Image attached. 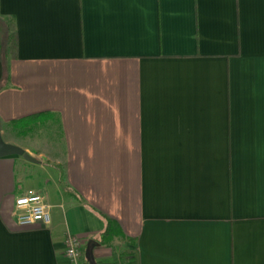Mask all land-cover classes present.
<instances>
[{
	"label": "crops",
	"instance_id": "1",
	"mask_svg": "<svg viewBox=\"0 0 264 264\" xmlns=\"http://www.w3.org/2000/svg\"><path fill=\"white\" fill-rule=\"evenodd\" d=\"M0 122V264H264V0H0Z\"/></svg>",
	"mask_w": 264,
	"mask_h": 264
},
{
	"label": "built area",
	"instance_id": "2",
	"mask_svg": "<svg viewBox=\"0 0 264 264\" xmlns=\"http://www.w3.org/2000/svg\"><path fill=\"white\" fill-rule=\"evenodd\" d=\"M51 206L42 195H30L17 199L15 214L20 226L49 225ZM83 241L68 235L65 240V258L69 264H86L83 259Z\"/></svg>",
	"mask_w": 264,
	"mask_h": 264
},
{
	"label": "water",
	"instance_id": "3",
	"mask_svg": "<svg viewBox=\"0 0 264 264\" xmlns=\"http://www.w3.org/2000/svg\"><path fill=\"white\" fill-rule=\"evenodd\" d=\"M9 156L23 157L28 162L36 163L35 160L21 148L4 142L1 135V122H0V158L9 157Z\"/></svg>",
	"mask_w": 264,
	"mask_h": 264
},
{
	"label": "trees",
	"instance_id": "4",
	"mask_svg": "<svg viewBox=\"0 0 264 264\" xmlns=\"http://www.w3.org/2000/svg\"><path fill=\"white\" fill-rule=\"evenodd\" d=\"M40 116H42V115H37L35 117H31V118L25 119V120H23L21 122L36 120ZM116 230H117V227L113 223H109L108 226H107V229H106L105 233L103 234V240L105 242L110 241L114 235H116V234L119 233V231L117 232Z\"/></svg>",
	"mask_w": 264,
	"mask_h": 264
},
{
	"label": "rangeland",
	"instance_id": "5",
	"mask_svg": "<svg viewBox=\"0 0 264 264\" xmlns=\"http://www.w3.org/2000/svg\"><path fill=\"white\" fill-rule=\"evenodd\" d=\"M44 128H45V127H44ZM44 128H43V129H44ZM43 129L40 128L39 130H40V131H43V132L45 133V136H43V137L46 138V130H43ZM45 129H46V128H45ZM34 133H35V132H34ZM44 133H43V134H44ZM33 137H34V138H37V139L39 138V136H37V132L34 134V136H31V137L28 136V137L26 138V140H27L26 142H27L28 144H31L32 141H33V139H34ZM28 138H29V139H28ZM32 138H33V139H32ZM33 142H34V141H33Z\"/></svg>",
	"mask_w": 264,
	"mask_h": 264
}]
</instances>
